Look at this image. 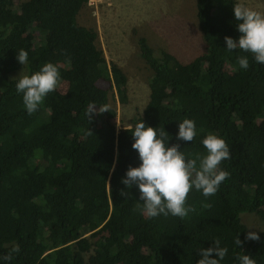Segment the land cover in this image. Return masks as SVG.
Returning a JSON list of instances; mask_svg holds the SVG:
<instances>
[{
  "label": "trees",
  "instance_id": "trees-1",
  "mask_svg": "<svg viewBox=\"0 0 264 264\" xmlns=\"http://www.w3.org/2000/svg\"><path fill=\"white\" fill-rule=\"evenodd\" d=\"M237 2L197 0L206 52L188 63L139 37L152 71L149 100L118 129L99 83L109 82L125 105L127 78L98 47V32L79 24L89 0H0V255L18 245L11 264H196L199 250L219 240L228 248L220 264H238L242 252L264 264V228L258 240L246 239L241 220L255 213L264 223V64L224 49L225 36L240 35ZM20 49L28 53L24 66ZM237 55L249 56L247 70ZM48 62L60 73L57 90L29 115L14 78ZM185 118L196 123L193 142L176 140ZM141 120L165 129L169 145L192 158L206 154L200 141L210 132L229 145L231 158L220 164L229 176L207 199L191 190L194 211L183 219L142 215L138 188L121 182L141 163L130 132Z\"/></svg>",
  "mask_w": 264,
  "mask_h": 264
},
{
  "label": "clouds",
  "instance_id": "clouds-1",
  "mask_svg": "<svg viewBox=\"0 0 264 264\" xmlns=\"http://www.w3.org/2000/svg\"><path fill=\"white\" fill-rule=\"evenodd\" d=\"M235 30L240 34L234 39L225 36L227 52L240 50L250 54L257 64H264V13L248 7L243 2L233 4ZM235 50V51H233ZM16 59L21 65L28 62V53L24 49L16 51ZM237 63L241 69L249 68V56L237 55ZM22 73V72H21ZM15 89L21 95L25 110L29 115L37 111L45 97L57 90L60 80L58 67L51 62L40 66L31 75H19L14 78ZM96 105L89 104L87 114L96 111ZM106 109L99 112L103 113ZM133 137L132 148L137 151L141 161L138 167H129L122 178V183L131 188L135 185L139 190L137 210L150 218L158 216H174L183 219L194 209L186 203L191 190L200 192L205 199L214 195L229 173L220 167L223 160L231 158L227 142L215 133H208L200 141L206 154H185L180 144L169 145V134L165 129L146 126L143 120L136 123L130 131ZM196 123L185 118L178 124L176 140L193 142L197 136ZM124 196L126 193L121 192ZM204 207H209L207 203ZM246 239L258 240L254 231L246 234ZM234 243L240 247L239 236ZM214 246L199 250L196 264H220L228 254V248L220 246L219 240L213 241ZM19 246L14 245L7 254L0 255V264H11L13 253H19ZM213 254L217 258H212ZM238 264H255L249 255L238 254Z\"/></svg>",
  "mask_w": 264,
  "mask_h": 264
},
{
  "label": "rangeland",
  "instance_id": "rangeland-1",
  "mask_svg": "<svg viewBox=\"0 0 264 264\" xmlns=\"http://www.w3.org/2000/svg\"><path fill=\"white\" fill-rule=\"evenodd\" d=\"M24 1L28 0H19ZM93 2L81 11L78 21L81 26L98 32V47L104 51L107 61L115 63L127 78L129 100L125 105L121 104L109 82L99 83L109 92V107L116 110V124L121 129L129 126L134 117L143 112L149 100L152 71L141 57L139 37L147 36L150 39L148 43L156 51L170 52L182 63H188L206 52L197 19V0H131L129 10L117 4L113 6L112 0ZM238 2L264 13V0ZM163 28L169 31L164 42L160 38L162 35L156 32V29ZM241 220L247 232L259 234L264 228L262 219L255 213L243 214Z\"/></svg>",
  "mask_w": 264,
  "mask_h": 264
},
{
  "label": "crops",
  "instance_id": "crops-1",
  "mask_svg": "<svg viewBox=\"0 0 264 264\" xmlns=\"http://www.w3.org/2000/svg\"><path fill=\"white\" fill-rule=\"evenodd\" d=\"M131 0H112V3H113V6L115 5V4H117V5H119V6H121V7H123V9H126V10H129L130 8H131ZM168 29H156V32L160 35H162V36H160V38L162 37V41L164 42V41H167V38H168V32L169 31H167ZM165 34V35H164ZM145 38L146 39H148V42L150 41V39L147 37V36H145ZM166 44V43H165Z\"/></svg>",
  "mask_w": 264,
  "mask_h": 264
},
{
  "label": "built area",
  "instance_id": "built-area-1",
  "mask_svg": "<svg viewBox=\"0 0 264 264\" xmlns=\"http://www.w3.org/2000/svg\"><path fill=\"white\" fill-rule=\"evenodd\" d=\"M93 1L94 0H89V3L88 4L92 5L94 3Z\"/></svg>",
  "mask_w": 264,
  "mask_h": 264
}]
</instances>
